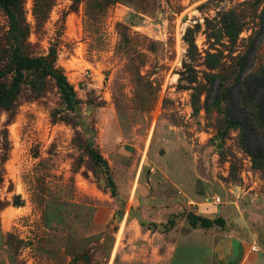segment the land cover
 Here are the masks:
<instances>
[{"label":"rangeland","instance_id":"rangeland-1","mask_svg":"<svg viewBox=\"0 0 264 264\" xmlns=\"http://www.w3.org/2000/svg\"><path fill=\"white\" fill-rule=\"evenodd\" d=\"M23 27L78 104L27 72L0 102V264H264V0H23Z\"/></svg>","mask_w":264,"mask_h":264},{"label":"trees","instance_id":"trees-1","mask_svg":"<svg viewBox=\"0 0 264 264\" xmlns=\"http://www.w3.org/2000/svg\"><path fill=\"white\" fill-rule=\"evenodd\" d=\"M0 6L8 19L9 29L7 37L12 45L11 52L7 57L0 50V80L8 75L10 76L9 88H0V102L20 90L21 84L24 82V74L27 72L34 77V79L29 80V84H32L34 80L38 84L43 78L51 77L61 95L65 108L69 111H74L78 100L72 84L68 81L63 69L56 63L57 48L55 43L50 45L45 55H26L19 43V37L24 33V27L22 28L23 0H0ZM261 83H264V74L260 78V85ZM257 108L258 115L264 121V103L260 102ZM234 123L240 125L243 130L247 129L242 120L235 119ZM89 152L91 157L97 163H100L107 172L108 165L103 156L95 149H90ZM108 179L113 185L109 176ZM196 221H199L200 225L204 227L212 224H221V219L218 217L212 220L206 217L193 216L191 218L192 225H196Z\"/></svg>","mask_w":264,"mask_h":264},{"label":"built area","instance_id":"built-area-1","mask_svg":"<svg viewBox=\"0 0 264 264\" xmlns=\"http://www.w3.org/2000/svg\"><path fill=\"white\" fill-rule=\"evenodd\" d=\"M215 204H217L219 202V198H216L215 201H213Z\"/></svg>","mask_w":264,"mask_h":264},{"label":"crops","instance_id":"crops-1","mask_svg":"<svg viewBox=\"0 0 264 264\" xmlns=\"http://www.w3.org/2000/svg\"><path fill=\"white\" fill-rule=\"evenodd\" d=\"M216 210H218V208H217V207H216ZM244 260H245V259H243V260L241 261V264H243L242 262H244Z\"/></svg>","mask_w":264,"mask_h":264}]
</instances>
